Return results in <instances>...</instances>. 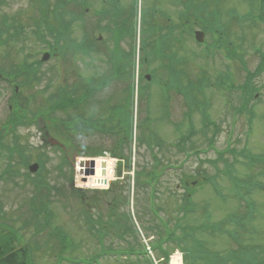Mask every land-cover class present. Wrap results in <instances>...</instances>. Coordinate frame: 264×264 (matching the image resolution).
Returning <instances> with one entry per match:
<instances>
[{"label":"rangeland","instance_id":"rangeland-1","mask_svg":"<svg viewBox=\"0 0 264 264\" xmlns=\"http://www.w3.org/2000/svg\"><path fill=\"white\" fill-rule=\"evenodd\" d=\"M38 1L0 0V22L4 18L6 22L16 19V23L23 26L22 34L15 41L0 45V142L5 145L16 142L24 148L30 158L29 164L36 162L37 157L43 161L40 170L29 173L17 165L14 157L12 166H15V172L7 179L0 178V220L21 236L20 242H14V247L30 246L32 264H75L57 260L61 243L52 232L58 229L69 243L64 257L78 260L93 257L99 261L91 264H152L153 259L156 264H166L161 261L160 249L174 253L179 251L177 243L181 245L185 264H223L224 256H220V250L238 244L247 245L252 254L256 247L263 248L264 68L259 66L264 62V19L261 20L264 14L258 6L251 7L256 1L207 0L201 14L213 10L221 14L217 27L220 38L217 34L213 36L219 42L221 52H216L214 59L209 57V51L194 41L192 32L182 40L170 35L174 51L185 58L186 77L205 80L202 92L189 90L194 102L191 112L188 108L190 99L182 92H171L168 103L163 105L158 85H146L143 76L146 70L156 68L157 73L162 71L158 61L144 64L136 60L134 77L123 81L110 80L108 90L98 92L94 97L96 101L104 95L110 97L111 110L115 103L119 113L122 109V116L119 114L116 120L111 115V122L109 118L99 120L103 117L99 116L100 112L107 111L103 101L92 107L91 111L99 116L96 117L83 110L72 114L70 108H51L48 100L55 84L78 85L83 77L90 75L98 79L113 74L112 70L119 66V59L111 60L115 43L111 42L107 32L99 29L104 22L111 28V23L97 13V10L109 8L106 0H81V4L84 2L88 8L78 7L83 23L80 25L75 21L69 30V35L77 40L84 33L88 35V41L94 46L90 55L82 57L65 50L60 58L44 61L30 86L21 85V79L15 78L19 88L17 96L12 97L14 92L9 77L16 70V62L30 63L35 56H27V51L40 49L38 57L44 51V44L32 35V29L40 19ZM66 1L77 7V1L75 4ZM130 1L120 0V3L126 7ZM54 2L57 0H46L50 6ZM194 2L200 4L201 0ZM136 5L139 13L137 9L135 24L134 17L129 19V36L120 37L116 42V49L120 52L133 53L134 47V60L139 58L136 44L142 46L146 24L151 21L155 26L159 23L168 28L171 24H178L179 14L183 11V6L174 0H136ZM160 11L169 19L159 15ZM141 15L143 28L139 21ZM45 16L50 24L58 26L51 12ZM201 22L195 25L199 29L203 25ZM1 27L0 24V31ZM13 30L10 29L6 37ZM149 40L152 39L146 37V41ZM207 41H210L208 35ZM226 45L233 49L234 58L224 56V52L229 53ZM141 54L140 51L139 56ZM246 72L252 74L250 82L257 95L250 98L244 111L238 112L240 90L220 91L216 80L228 82L232 75V83L243 84ZM48 82L53 83L49 90L44 88ZM141 84L145 86L142 90ZM130 88L132 95L127 93ZM148 93L150 98L146 97ZM11 101L26 108L30 117L36 112L35 119L29 118L14 128L5 129ZM90 106L85 104V108ZM199 107L203 109L202 117ZM165 112L167 116H164ZM86 117L84 120L89 118L92 127L102 132H107L110 127L111 134L87 126H81L80 130L79 123L75 122ZM120 118L123 119L121 126L118 124ZM65 119L70 123L67 124ZM129 122L132 137L127 132ZM124 131L128 137L126 135L122 141ZM187 135L189 139L180 142ZM103 152L114 158V174L109 184L105 188L77 184L76 159L101 157ZM118 156L123 161H119ZM126 159L130 161L129 168ZM5 167L6 157L0 149V173ZM116 171L120 172V177ZM148 172L158 176L149 180ZM78 188H82V202L80 194L76 193ZM105 189H112L111 193L104 194ZM184 203L188 207L187 213L178 210ZM229 214L234 223L243 220L245 228L228 236L222 234L223 228L221 231L214 224L222 222L227 230L236 228L225 220ZM115 221H123L124 225H132L134 229L131 227L123 234L120 227L114 225ZM200 224L206 230H191L198 225L201 227ZM94 225L101 230L102 239L94 231ZM5 227L0 226L1 234L6 233ZM184 230L190 233L181 235ZM101 248H109L113 254L108 258L105 257L108 255L96 256ZM130 248L134 253L129 255L125 251ZM251 260L252 256L248 261L238 260V264H251Z\"/></svg>","mask_w":264,"mask_h":264},{"label":"trees","instance_id":"trees-1","mask_svg":"<svg viewBox=\"0 0 264 264\" xmlns=\"http://www.w3.org/2000/svg\"><path fill=\"white\" fill-rule=\"evenodd\" d=\"M42 1H43V6L41 9H43V8L45 9L46 7L50 6L48 4H44L46 2V0H42ZM66 2H67L66 0H58V2L54 3V5H52V6H54L52 8V13L54 15V18L56 19V25L58 24L59 27L58 26L55 27L52 24L51 25L50 24H44L43 25L42 21L44 20V18H42L41 21L39 20L35 23V27H34L35 28V30H34L35 35L37 37L40 36L41 37L40 40L43 41L45 43V45H47L48 48L51 49L52 52L53 51H55V52L64 51L63 49H66V47L77 48L78 50L85 51V52H88V51L94 49V46H93L91 41H88V44H87V42L84 43L85 40L88 39V35L86 33H84L83 36L79 39L80 40L79 43L74 42L73 40H76V39H74L68 35V32H69L68 30H70L69 28H71V24L74 21L78 20L79 17L71 18L72 23L68 18H66V16L68 15V10L65 6ZM261 7L264 8V0L262 1ZM75 11L78 12L79 10L78 11L75 10ZM115 11L116 12L112 14L113 18L119 17L122 13L120 10H115ZM104 13H102V14L104 15ZM135 14H136V8L134 7V11L132 12V15H134V18H135ZM78 15H80L81 20H82L81 12ZM121 17H122V15H121ZM12 19H13V17H12ZM262 19H264V17H262ZM5 23H8V22L5 21ZM39 23L41 24L42 28H39V26H40ZM82 23H83V21L80 22V25H82ZM9 24L16 27V31L12 35H16L20 31L23 30V28L20 24H13V23H9ZM207 24H211V23L208 22ZM124 26H125V23H124ZM208 28H212V27H208ZM209 31H211V30H209ZM122 32H123V30H122ZM117 34L118 33L115 32L114 36H116ZM2 35L3 34H1V36ZM116 39L119 40L118 35L116 36ZM117 40H116V42H117ZM116 42H114L115 45L112 48V50H116ZM151 53H153V52L151 51ZM16 64L17 65L14 67V68H16V70L12 71L11 76L16 78V79L20 78L21 79V81H20L21 85H24V86L29 85L30 86V84L32 83L31 80L34 79L36 73L38 74V72L35 69H33V67H32L33 63L28 65L25 62H23V63H17L16 62ZM125 66H127V64ZM128 66H129L128 68L131 67L130 61H128ZM259 67L264 68V62ZM4 72L5 71L3 70V73ZM115 74H118V72H115ZM246 74L247 75H246V78L244 79L242 86L234 85V83L229 85L232 88H234L235 90H237V89L240 90L241 91L240 92L241 93L240 99L245 100V101L249 100L252 97L253 92L256 91V90H254V88L250 82V78H251L252 74L250 72H247ZM1 76H2V70H0V77ZM107 81H109V80H107ZM88 82L92 83L91 80H88ZM217 83L219 86H220V84L223 85V83H221V82H217ZM217 83H216V85H217ZM52 84L50 82H48L44 88L49 90L50 88H52ZM190 84L192 86L197 85L195 80L191 81ZM92 89H93V87L86 85V90L91 92ZM199 89H200V87H199ZM17 94L18 93L14 92L12 97L17 96ZM48 100L50 101L51 108L60 107V108L69 110L71 103H72L70 95H69V86L66 83L55 84L52 88V91L50 93ZM8 109H9V116H8L7 122L4 125L5 129H7V127L14 128L15 126L22 124L23 122L27 121L29 118L34 120L36 117V112H32L31 117H30L27 113L26 108H23V107L21 108L17 104V101H11ZM191 111H192V108H191ZM241 111H242V109H241ZM24 112H26V113H24ZM200 114H201V116L202 115L204 116V113L202 110L200 111ZM39 119H40V116H39ZM65 121L67 122V124L70 123L68 121V119L67 120L65 119ZM75 123H79L80 130L82 129L81 126L82 127L87 126L88 128H90L92 126L91 122L76 121ZM128 127H130V126H128ZM94 128L98 129L97 127H94ZM190 130H192V128ZM123 139L124 138H122L121 140L123 141ZM188 139H189V135L185 136V138H181L180 142H184L185 140L187 141ZM0 149H2V151L4 152V155L6 157V167L3 168L2 172L0 173V178H6L7 179L8 175L13 174V172H15L14 169L16 170V168L14 165L12 166V158L15 157L17 159V161L19 163L17 165H20L21 168H25L27 166V164L30 162L29 155L27 156L24 148H21L16 142H13V143L7 144V145L0 142ZM153 159H154V161H157L155 155H153ZM36 161H38L41 164V166L43 167V161L40 159V157L39 158L37 157ZM126 163L128 165L129 159H126ZM118 174H119V172H118ZM148 176H149V180H151V178H156L158 176V174L154 175V173L148 172ZM111 190L110 191L107 190V191H105V193L110 194ZM76 193H77V195L80 194L79 195L80 199H81L80 201L82 202L83 201L82 194L78 191H76ZM42 194H43V197L46 196V194H44V192ZM112 195L113 194H111V196ZM42 200H45V198H43ZM40 205H42V203ZM112 209L113 208H110V210H112ZM178 210L179 211L181 210L184 213H187L188 207L184 203L183 206H181ZM40 211L41 210H36V212H40ZM111 215L112 214L110 213V216ZM4 224H6V222L4 220H0V226L5 227ZM96 225L98 226L99 223H96ZM114 225L117 226L118 228L120 227V232L123 234L127 231H130V228L132 227V225L130 227L124 225L123 221L121 223L119 221H115ZM93 227L95 228L96 231L99 232V229L96 228L95 225ZM121 227H123V228L121 229ZM11 228L9 226L5 227L4 230H7L5 234H1V232H0V264H32L33 256L30 254L32 251V248L30 246L26 247L25 245H23V247H21V249L15 248L13 244H14V242H16V240H17V242H20L21 236H19L17 234V231L12 230ZM64 239H65L64 237L61 238L62 247H63V242L65 241ZM160 241H162V240H160ZM232 248H236V247H232ZM241 249H243V248H241ZM260 249H261L260 252H264V248L263 249L260 248ZM128 251L132 252L134 250L130 248ZM229 252L237 253V252H239V249H231V250H229ZM166 253L167 252H165L164 254L166 255ZM63 254H64V247H63V249H61V248L59 249L57 257L62 258ZM263 257H264V254L260 255L258 258V261H252V264H262V262L264 261L262 259ZM59 260H61V259H59Z\"/></svg>","mask_w":264,"mask_h":264},{"label":"bare ground","instance_id":"bare-ground-1","mask_svg":"<svg viewBox=\"0 0 264 264\" xmlns=\"http://www.w3.org/2000/svg\"><path fill=\"white\" fill-rule=\"evenodd\" d=\"M81 165L77 166V184L84 187L91 188H101L105 187L102 183V180L109 181L114 174V160L112 159H103L101 157H96L94 159H81ZM102 165H105L106 174L101 175ZM90 166L93 167V173L91 175H85ZM172 264H180L179 256L176 255L173 257Z\"/></svg>","mask_w":264,"mask_h":264},{"label":"water","instance_id":"water-1","mask_svg":"<svg viewBox=\"0 0 264 264\" xmlns=\"http://www.w3.org/2000/svg\"><path fill=\"white\" fill-rule=\"evenodd\" d=\"M196 34H197V39L200 41V40L202 39V38H201L202 33H201V32H197ZM103 167H104V166H103ZM36 168H37V164H33V165L29 166V169H30L31 171H35ZM89 173L92 174V171L90 170ZM101 174H102V175L105 174V169H104V168H102ZM102 182H103L104 184L106 183L105 180H102Z\"/></svg>","mask_w":264,"mask_h":264}]
</instances>
